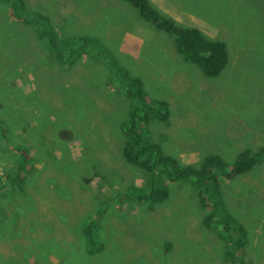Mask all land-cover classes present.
<instances>
[{"label":"rangeland","instance_id":"1","mask_svg":"<svg viewBox=\"0 0 264 264\" xmlns=\"http://www.w3.org/2000/svg\"><path fill=\"white\" fill-rule=\"evenodd\" d=\"M20 1L19 16L14 0H0V179L17 176L0 188V264H231L227 241L204 224L193 178L169 183L163 203L145 195L147 172L124 157L130 112L142 105L129 92L138 80L146 94L144 139L182 164L217 154L231 169L239 154L263 150L264 0H149L179 26L226 43L228 64L214 78L126 1ZM35 13L53 41H80H59L55 57L26 20ZM136 37L141 48L123 52ZM69 47L80 53L71 61ZM257 159L219 180L218 197L245 228L231 231L247 241L243 264H264V155Z\"/></svg>","mask_w":264,"mask_h":264},{"label":"trees","instance_id":"2","mask_svg":"<svg viewBox=\"0 0 264 264\" xmlns=\"http://www.w3.org/2000/svg\"><path fill=\"white\" fill-rule=\"evenodd\" d=\"M14 1L15 2L10 6L13 9V13L19 15V10L22 11L24 9V4L20 0ZM123 1L137 8L140 16L144 20L152 22L158 30L171 34L174 37L179 54L187 61L193 62L199 66L206 76L211 78L217 77L227 66L229 55L226 43L223 41L208 38L199 28H185L179 26L174 19L161 15L152 7L149 0ZM26 20L35 24L40 39L52 45V55L55 57L59 54L54 51L57 43L60 44L59 41H61L62 44H76L80 41L78 37L71 40H63L56 37L53 41L45 29L46 25L48 26L47 18L38 13L32 14ZM68 49L71 52L70 61L73 57L72 54L74 55L75 52L80 55L75 48L69 47ZM133 84L136 87L135 93L129 92V96L131 98L140 99L142 105L140 107L134 106L130 112V120L125 130L127 140L124 146V157L129 163L147 172L148 180L146 183L145 195H148V199L153 198L155 203H163L168 197L169 183L182 182L193 178L199 190L202 209L205 211V226L208 228H215L214 230L227 241L226 252L227 257L230 258L231 264H243L239 259V255L246 251L247 241L241 237H233L231 231L234 230L235 233L245 234V228L238 219H234L226 206L225 199L218 197L220 188L219 180L251 171L258 161L257 157L264 155V149L255 154H252L249 150L239 154L231 169H229V165L221 158L222 156L217 154H212L204 158L199 165L182 164L176 160L175 157L166 155L162 151L160 145L151 143L142 136L138 126L149 123V116L146 112L149 104L145 101L146 94L142 89V84H140L138 80H134ZM159 103L162 110L161 119L166 121L168 116L167 103ZM163 109H165L166 112H164ZM142 111H144V114L142 117H139L140 120L138 121V114ZM19 155L22 157V162L17 160L15 162L16 167L22 170L23 167H21V165L24 161V157L26 158L27 156L24 155L23 151L19 153ZM4 156L5 157L2 158L6 159L7 156ZM159 167L164 169L163 173L159 172ZM0 176H3V174ZM16 177L17 176H14L12 178L9 173H7L4 183L3 179H0V188L8 186L9 181H17ZM213 194L216 195L214 205L213 202H208V199L213 198ZM141 198L143 199L144 197ZM91 228V224L86 225L85 230L88 234H91ZM90 251H92V249H90Z\"/></svg>","mask_w":264,"mask_h":264},{"label":"crops","instance_id":"3","mask_svg":"<svg viewBox=\"0 0 264 264\" xmlns=\"http://www.w3.org/2000/svg\"><path fill=\"white\" fill-rule=\"evenodd\" d=\"M135 37V36H134ZM137 38V37H136ZM127 41L128 42H133L134 44H130V45H127V44H125L123 47H121V50L123 51V52H127V51H133L132 49H137V50H139L140 48H141V39H132V40H128L127 39Z\"/></svg>","mask_w":264,"mask_h":264}]
</instances>
